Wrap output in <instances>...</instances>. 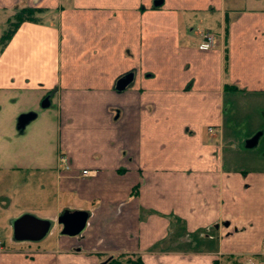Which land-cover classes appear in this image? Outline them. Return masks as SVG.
<instances>
[{
  "label": "crops",
  "instance_id": "0c3cea01",
  "mask_svg": "<svg viewBox=\"0 0 264 264\" xmlns=\"http://www.w3.org/2000/svg\"><path fill=\"white\" fill-rule=\"evenodd\" d=\"M26 7L36 20L0 48V264L260 254L264 0H0L6 23ZM22 92L56 103L54 143L18 140L37 116ZM63 210L88 214L80 234L62 235ZM23 214L47 236L14 239Z\"/></svg>",
  "mask_w": 264,
  "mask_h": 264
},
{
  "label": "rangeland",
  "instance_id": "374dc122",
  "mask_svg": "<svg viewBox=\"0 0 264 264\" xmlns=\"http://www.w3.org/2000/svg\"><path fill=\"white\" fill-rule=\"evenodd\" d=\"M10 14L7 12L0 11V37L1 35L10 28L11 23H6V18ZM12 21H14L12 19ZM11 21V22H12ZM2 47V44H0V48ZM3 93L0 92V100H3L2 98ZM17 96L16 105L19 108H22L23 111H30L33 110L36 112L37 116L36 118L29 123L25 127L24 135L20 136L18 140L26 141V140H37L42 141L44 143H54L55 142V136L53 133H51V128L54 129V116H55V102H52L51 105L48 108H40L37 102H35V99L39 98H33L31 95V92H22L18 93L14 97ZM39 97V96H38ZM7 98V97H6ZM9 101L10 98H7ZM53 122V123H52ZM47 127V128H45ZM17 134V133H16ZM20 134V132H18ZM14 136V135H12ZM17 138V137H16ZM6 229H0V236L3 237L5 235ZM215 264H264V248L263 251L255 256H238V255H226L222 257L221 259H218L214 262Z\"/></svg>",
  "mask_w": 264,
  "mask_h": 264
},
{
  "label": "water",
  "instance_id": "95a60500",
  "mask_svg": "<svg viewBox=\"0 0 264 264\" xmlns=\"http://www.w3.org/2000/svg\"><path fill=\"white\" fill-rule=\"evenodd\" d=\"M132 75L128 74L121 77L116 84V90L122 91L131 82ZM49 105L48 99L45 98L41 107L46 108ZM35 118V114H22L17 119V128L23 129L30 121ZM88 214L79 211L63 210L58 218L57 223L62 226V235L75 236L80 234L86 225ZM52 221L40 220L30 214H23L19 218L10 221L14 239L21 240L24 238L30 239L34 235V240L39 241L47 236L53 226Z\"/></svg>",
  "mask_w": 264,
  "mask_h": 264
},
{
  "label": "trees",
  "instance_id": "16d2710c",
  "mask_svg": "<svg viewBox=\"0 0 264 264\" xmlns=\"http://www.w3.org/2000/svg\"><path fill=\"white\" fill-rule=\"evenodd\" d=\"M38 10L33 8H22L15 12L13 16V20H9L8 23L10 24L11 29H7L0 37V44H2V47L6 44L12 33L16 30V28L24 21H34L36 20V13ZM12 21V22H11ZM108 264H142L141 261L138 260H131L126 258L125 260H121L119 258H115L111 260Z\"/></svg>",
  "mask_w": 264,
  "mask_h": 264
},
{
  "label": "built area",
  "instance_id": "2783aa9c",
  "mask_svg": "<svg viewBox=\"0 0 264 264\" xmlns=\"http://www.w3.org/2000/svg\"><path fill=\"white\" fill-rule=\"evenodd\" d=\"M202 36H203V39L205 41V44L207 46H211L213 43V37L210 34L205 33V32H203ZM209 131L211 132V129H209ZM59 163H60V165H63L65 168H68L67 159L64 156L59 157ZM88 174H89L88 170H83L81 172L82 176H87Z\"/></svg>",
  "mask_w": 264,
  "mask_h": 264
}]
</instances>
